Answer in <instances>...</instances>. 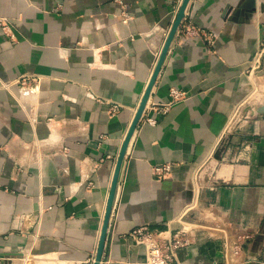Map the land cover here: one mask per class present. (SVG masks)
I'll list each match as a JSON object with an SVG mask.
<instances>
[{
	"label": "crops",
	"instance_id": "obj_1",
	"mask_svg": "<svg viewBox=\"0 0 264 264\" xmlns=\"http://www.w3.org/2000/svg\"><path fill=\"white\" fill-rule=\"evenodd\" d=\"M122 1L0 0L15 36L0 25V82L36 79L0 89L4 264L95 262L120 151L183 0ZM260 46L264 0H190L126 152L102 264H148L129 237L143 225L190 229L179 264H226L225 251L264 264ZM171 89L183 99L165 110Z\"/></svg>",
	"mask_w": 264,
	"mask_h": 264
},
{
	"label": "built area",
	"instance_id": "obj_2",
	"mask_svg": "<svg viewBox=\"0 0 264 264\" xmlns=\"http://www.w3.org/2000/svg\"><path fill=\"white\" fill-rule=\"evenodd\" d=\"M121 3H123L122 0ZM0 25L2 26L3 31L7 35H9L12 40H14L15 36L11 32L12 30L10 25L4 19H0ZM187 35L190 38H195L198 40H211L212 38L216 37L215 33H205L198 30L194 26L187 28ZM263 59L264 47L260 46L255 56L253 57V60L251 61V70L254 71L262 68ZM32 81H36V79L30 80L27 76H23L22 78H20L21 83L19 82V80L13 83L0 82V89L9 90V88H11L13 85L20 83V88L26 91L33 88L34 85H31ZM170 95L172 101L167 106H165V110H167L173 103L183 99L184 94L177 89H171ZM119 109L120 105L118 103H112L110 114L113 116L119 111ZM170 173V164H165L163 166H157L154 168V174L159 180L166 179L167 176L170 175ZM190 210H194V207L189 206L188 211L190 212ZM179 231L180 233H177L175 236H173L172 231L163 232L152 230L149 226L143 225L134 229L129 234V237L134 241L136 245L143 246L145 248L146 261L148 264H179V251L190 243L189 238H184L186 234L190 233V229L182 228ZM242 249V244H236L234 246L232 256L240 257ZM225 257L226 264H232V259L231 256L229 257V252L227 253V251H225Z\"/></svg>",
	"mask_w": 264,
	"mask_h": 264
},
{
	"label": "water",
	"instance_id": "obj_3",
	"mask_svg": "<svg viewBox=\"0 0 264 264\" xmlns=\"http://www.w3.org/2000/svg\"><path fill=\"white\" fill-rule=\"evenodd\" d=\"M190 0H183L181 7L179 9V12L177 13L176 19L174 21V24L168 34V37L166 39V42L164 44V47L161 51L159 60L156 64L155 70L153 72V75L151 77V80L148 84V87L145 91L144 96L142 97V100L139 104V107L137 109V112L135 114V117L132 121V124L128 130V133L126 135V138L124 140L122 149L120 151L118 160H117V164H116V169H115V173H114V177H113V182H112V187H111V191H110V195H109V200H108V205H107V210H106V215H105V219H104V223H103V227H102V232H101V236H100V242H99V246H98V250L96 253V258H95V262L94 264H102V259H103V255H104V249H105V244H106V239H107V233H108V229H109V225H110V219L112 216V210L114 207V202H115V197H116V192H117V187H118V182H119V178H120V173L122 170V165L124 162V158L126 156V152L128 150L129 144L132 140V137L134 136V133L138 127V124L143 116V113L146 109V106L148 104L152 89L154 87V84L156 82V79L160 73V70L162 68V65L164 63V60L166 58V55L170 49V46L173 42V39L182 23V21L185 18L186 15V9L188 7ZM257 112L259 114L264 113V109H258ZM4 257V256H3ZM2 257V259H4ZM5 260H2V262H0V264H4Z\"/></svg>",
	"mask_w": 264,
	"mask_h": 264
},
{
	"label": "rangeland",
	"instance_id": "obj_4",
	"mask_svg": "<svg viewBox=\"0 0 264 264\" xmlns=\"http://www.w3.org/2000/svg\"><path fill=\"white\" fill-rule=\"evenodd\" d=\"M20 255H22V254H20ZM24 255H22V256H24ZM32 263H33V260H31L30 262H26L25 264H32Z\"/></svg>",
	"mask_w": 264,
	"mask_h": 264
}]
</instances>
